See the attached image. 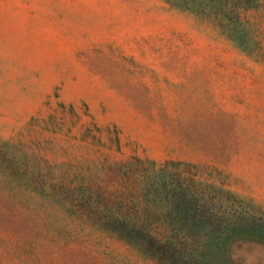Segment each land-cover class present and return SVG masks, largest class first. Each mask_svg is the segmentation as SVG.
Returning a JSON list of instances; mask_svg holds the SVG:
<instances>
[{"label":"rangeland","instance_id":"rangeland-1","mask_svg":"<svg viewBox=\"0 0 264 264\" xmlns=\"http://www.w3.org/2000/svg\"><path fill=\"white\" fill-rule=\"evenodd\" d=\"M249 16L239 42L165 0H0V264H158L50 186L70 168L50 164L103 153L194 162L264 217V8ZM219 260L264 264V239Z\"/></svg>","mask_w":264,"mask_h":264},{"label":"trees","instance_id":"trees-1","mask_svg":"<svg viewBox=\"0 0 264 264\" xmlns=\"http://www.w3.org/2000/svg\"><path fill=\"white\" fill-rule=\"evenodd\" d=\"M165 1L239 42L238 33H256L249 14L264 8V0ZM86 161L50 164L70 166L52 173L51 188L98 229L158 264H222L230 238L264 239V217L194 162L137 155L108 159L106 153Z\"/></svg>","mask_w":264,"mask_h":264}]
</instances>
